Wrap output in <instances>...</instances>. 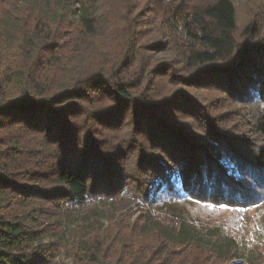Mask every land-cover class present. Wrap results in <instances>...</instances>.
Segmentation results:
<instances>
[{"label": "trees", "instance_id": "obj_1", "mask_svg": "<svg viewBox=\"0 0 264 264\" xmlns=\"http://www.w3.org/2000/svg\"><path fill=\"white\" fill-rule=\"evenodd\" d=\"M258 3L0 0V264L241 263L182 202L264 198Z\"/></svg>", "mask_w": 264, "mask_h": 264}, {"label": "rangeland", "instance_id": "obj_2", "mask_svg": "<svg viewBox=\"0 0 264 264\" xmlns=\"http://www.w3.org/2000/svg\"><path fill=\"white\" fill-rule=\"evenodd\" d=\"M260 1L264 5L262 0H248L247 2L237 0L238 18L241 25L252 17L250 5L254 7ZM221 205H226V207H221ZM182 207L187 214L198 218L199 221L219 226L225 233L232 235L243 252L244 258L238 260L241 262L240 264H256L264 260V198L259 203L239 206L226 203L214 205L212 203L182 202Z\"/></svg>", "mask_w": 264, "mask_h": 264}, {"label": "snow or ice", "instance_id": "obj_3", "mask_svg": "<svg viewBox=\"0 0 264 264\" xmlns=\"http://www.w3.org/2000/svg\"><path fill=\"white\" fill-rule=\"evenodd\" d=\"M221 207H226V205H221Z\"/></svg>", "mask_w": 264, "mask_h": 264}]
</instances>
